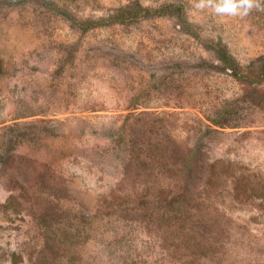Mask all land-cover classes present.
Masks as SVG:
<instances>
[{
    "label": "rangeland",
    "instance_id": "374dc122",
    "mask_svg": "<svg viewBox=\"0 0 264 264\" xmlns=\"http://www.w3.org/2000/svg\"><path fill=\"white\" fill-rule=\"evenodd\" d=\"M220 2L0 0V264H264V0Z\"/></svg>",
    "mask_w": 264,
    "mask_h": 264
},
{
    "label": "clouds",
    "instance_id": "9594fccd",
    "mask_svg": "<svg viewBox=\"0 0 264 264\" xmlns=\"http://www.w3.org/2000/svg\"><path fill=\"white\" fill-rule=\"evenodd\" d=\"M197 7H204V4L201 2ZM252 7V0H221L220 3L215 5V11L221 14L246 15Z\"/></svg>",
    "mask_w": 264,
    "mask_h": 264
},
{
    "label": "trees",
    "instance_id": "16d2710c",
    "mask_svg": "<svg viewBox=\"0 0 264 264\" xmlns=\"http://www.w3.org/2000/svg\"><path fill=\"white\" fill-rule=\"evenodd\" d=\"M140 8H141L142 12H145V13H150L151 12V9H147V8H144V7H140Z\"/></svg>",
    "mask_w": 264,
    "mask_h": 264
}]
</instances>
